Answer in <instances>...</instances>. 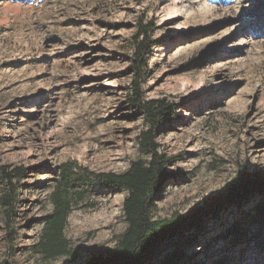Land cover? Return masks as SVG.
Masks as SVG:
<instances>
[{
  "label": "rangeland",
  "instance_id": "rangeland-1",
  "mask_svg": "<svg viewBox=\"0 0 264 264\" xmlns=\"http://www.w3.org/2000/svg\"><path fill=\"white\" fill-rule=\"evenodd\" d=\"M140 20L154 24L143 97L176 114L155 136L172 176L152 217L185 215L241 166L264 174V0H0V166L25 168L11 209L0 174V264H87L125 230L127 191L91 177L64 227L69 253L37 246L62 162L121 173L147 158L146 122L127 100ZM258 199L206 218L185 264H264V230L243 219ZM236 221L241 241L225 232Z\"/></svg>",
  "mask_w": 264,
  "mask_h": 264
},
{
  "label": "trees",
  "instance_id": "trees-1",
  "mask_svg": "<svg viewBox=\"0 0 264 264\" xmlns=\"http://www.w3.org/2000/svg\"><path fill=\"white\" fill-rule=\"evenodd\" d=\"M153 27L151 21L143 23L140 20L132 36L131 71L136 78L128 87L127 96L129 104L139 111L147 125L138 137V148L147 158L131 161L121 173L93 172L76 161L62 162L58 166V178L51 194L53 210L37 244L46 258L69 253L64 227L69 213L84 201L82 188L91 177L103 187L127 191L122 204L126 227L113 246L99 250L87 264H185L188 258L186 249L197 241L206 218L217 217L225 208L249 202L255 197L259 199L243 219L247 227L256 226L260 231L258 235L264 230V174L249 172L243 166L224 190L207 197L185 215L152 217L155 199L172 176L166 170L171 158L160 152L155 136L161 126L176 118L173 103L164 98L145 99L140 89V77L153 45ZM0 174L7 185L1 195V204L11 209L15 199V187L11 181L14 177H24L25 168L2 165ZM225 232L234 241L245 237V232L238 228V221ZM212 263L227 264V260L222 256Z\"/></svg>",
  "mask_w": 264,
  "mask_h": 264
}]
</instances>
